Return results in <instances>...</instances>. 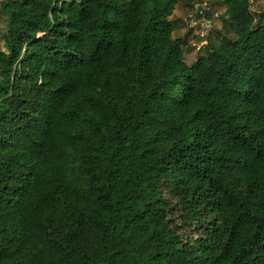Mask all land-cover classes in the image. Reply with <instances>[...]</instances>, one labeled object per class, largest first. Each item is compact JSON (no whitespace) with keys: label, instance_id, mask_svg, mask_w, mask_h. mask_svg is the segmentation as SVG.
Listing matches in <instances>:
<instances>
[{"label":"trees","instance_id":"1","mask_svg":"<svg viewBox=\"0 0 264 264\" xmlns=\"http://www.w3.org/2000/svg\"><path fill=\"white\" fill-rule=\"evenodd\" d=\"M177 5H0V264H264V13L188 65Z\"/></svg>","mask_w":264,"mask_h":264},{"label":"rangeland","instance_id":"2","mask_svg":"<svg viewBox=\"0 0 264 264\" xmlns=\"http://www.w3.org/2000/svg\"><path fill=\"white\" fill-rule=\"evenodd\" d=\"M9 0H0V5ZM208 5L209 11L204 17H197L198 25L192 27L186 22L189 16L194 12L196 5ZM252 12L256 14L257 19L264 13V0H251ZM1 8V7H0ZM203 19L211 21L209 28L203 26ZM10 18L0 9V52H5L4 35ZM175 39H181L186 42L185 62L188 65L195 64L200 57L206 55L211 41L224 43L234 41L237 38L235 28L232 26L227 15L225 0H178L174 16ZM185 236L189 231H182Z\"/></svg>","mask_w":264,"mask_h":264},{"label":"built area","instance_id":"3","mask_svg":"<svg viewBox=\"0 0 264 264\" xmlns=\"http://www.w3.org/2000/svg\"><path fill=\"white\" fill-rule=\"evenodd\" d=\"M209 7L208 5L204 4V5H196L194 7V12L189 16V19H186V22L191 25L192 27H195L198 25V22L196 21L197 17H204L207 12L209 11ZM212 23L211 21H207L206 19H203V26L205 28H209L211 27Z\"/></svg>","mask_w":264,"mask_h":264}]
</instances>
